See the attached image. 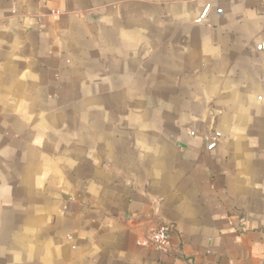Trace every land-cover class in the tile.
<instances>
[{
  "label": "crops",
  "instance_id": "obj_1",
  "mask_svg": "<svg viewBox=\"0 0 264 264\" xmlns=\"http://www.w3.org/2000/svg\"><path fill=\"white\" fill-rule=\"evenodd\" d=\"M0 264H264V0H0Z\"/></svg>",
  "mask_w": 264,
  "mask_h": 264
},
{
  "label": "built area",
  "instance_id": "obj_2",
  "mask_svg": "<svg viewBox=\"0 0 264 264\" xmlns=\"http://www.w3.org/2000/svg\"><path fill=\"white\" fill-rule=\"evenodd\" d=\"M151 245L159 251L168 252L171 246V228L160 225L151 236Z\"/></svg>",
  "mask_w": 264,
  "mask_h": 264
}]
</instances>
